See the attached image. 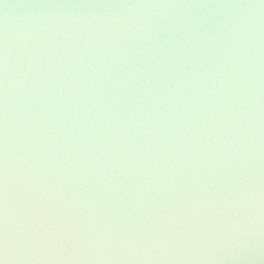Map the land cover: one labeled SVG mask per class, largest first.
<instances>
[{"label":"water","instance_id":"1","mask_svg":"<svg viewBox=\"0 0 264 264\" xmlns=\"http://www.w3.org/2000/svg\"><path fill=\"white\" fill-rule=\"evenodd\" d=\"M3 264H264V0H0Z\"/></svg>","mask_w":264,"mask_h":264},{"label":"clouds","instance_id":"2","mask_svg":"<svg viewBox=\"0 0 264 264\" xmlns=\"http://www.w3.org/2000/svg\"><path fill=\"white\" fill-rule=\"evenodd\" d=\"M0 264H3V261H0Z\"/></svg>","mask_w":264,"mask_h":264}]
</instances>
